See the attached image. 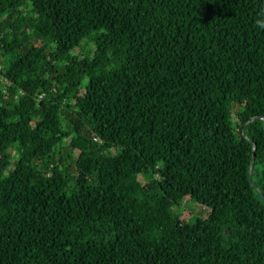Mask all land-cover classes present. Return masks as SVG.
Returning <instances> with one entry per match:
<instances>
[{
  "label": "trees",
  "instance_id": "trees-1",
  "mask_svg": "<svg viewBox=\"0 0 264 264\" xmlns=\"http://www.w3.org/2000/svg\"><path fill=\"white\" fill-rule=\"evenodd\" d=\"M263 117L264 0H0V264H264Z\"/></svg>",
  "mask_w": 264,
  "mask_h": 264
},
{
  "label": "rangeland",
  "instance_id": "rangeland-1",
  "mask_svg": "<svg viewBox=\"0 0 264 264\" xmlns=\"http://www.w3.org/2000/svg\"><path fill=\"white\" fill-rule=\"evenodd\" d=\"M146 187L148 189H151L152 185L151 184H146ZM186 204H188L187 205V208L188 209H190L194 213H197L198 215L207 214V212H208V209L206 207L204 208V206H202V204H198V203L193 204V203H191V201L189 199L186 202ZM197 205L200 206V207H202V208H204V210L201 211L200 208Z\"/></svg>",
  "mask_w": 264,
  "mask_h": 264
},
{
  "label": "water",
  "instance_id": "water-1",
  "mask_svg": "<svg viewBox=\"0 0 264 264\" xmlns=\"http://www.w3.org/2000/svg\"><path fill=\"white\" fill-rule=\"evenodd\" d=\"M263 120H264V117H263ZM253 159H254V156H253ZM252 165H253V162H252V164H251V168H250V170H249V179L250 180H252ZM254 188H255V190L257 191V192H259L260 190L258 189V187L257 186H255L254 185ZM260 193V192H259ZM260 195H261V197H262V199H263V201H264V196L260 193Z\"/></svg>",
  "mask_w": 264,
  "mask_h": 264
}]
</instances>
